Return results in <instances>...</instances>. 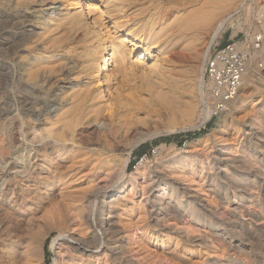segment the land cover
Returning <instances> with one entry per match:
<instances>
[{"label":"bare ground","instance_id":"obj_1","mask_svg":"<svg viewBox=\"0 0 264 264\" xmlns=\"http://www.w3.org/2000/svg\"><path fill=\"white\" fill-rule=\"evenodd\" d=\"M234 1L208 0L205 2L206 5L193 11L183 12L176 17L173 25L175 36L183 39L182 43H185V49L189 52L188 55H184L186 60L189 62L198 60L200 55L203 58L202 65L199 66L196 90L205 103L202 108L204 120L212 111L208 103L210 102L208 87L204 88L206 84L204 63L208 47L225 33L227 26H233L234 34L235 29L241 25L242 15L246 20L249 16H253L259 25L253 27L254 29H247L243 40L234 41L235 47L245 53H260L264 50V5L258 0H241L235 12L223 15ZM65 6L67 15L61 20L65 28L52 40L59 44L61 51L70 49L72 52L80 43L83 45L84 50H81L80 58H87L86 69L90 70V74L98 73L93 79L97 86H90L73 93L67 108L58 113L54 119L46 117L42 125H37L33 119L34 109L44 101L56 98L53 87L60 85L59 78L53 80L52 75L63 76L65 79L67 73L64 70V63L58 68L52 65L47 67L49 64L35 62L43 57L21 56L17 61L14 59L19 75L12 79L8 72L0 69V96L8 99V108L4 112L8 119L5 125L0 123V128L7 135L9 153L6 164L2 167L4 172L0 177V264H43L42 242L54 228L59 230V234L53 238L51 244L52 251L58 256V259L54 258V264H187L192 259L190 256L193 249L202 246L208 252L215 253L219 248L225 252L224 256L229 258L231 254L227 251L233 246L232 235L234 231L244 234L245 224H240L237 230L229 229V231L220 227L224 224L221 216L228 214V211L221 212L218 217L212 212L211 204L214 198H222V194L225 200L230 199L228 197L230 187L225 185L229 188H223V191L216 190L220 178L211 179V175L202 172L203 161H199L201 166L199 175L192 164L187 174L174 177L172 183L161 184L157 193L148 194L145 188L148 184L142 185L144 196L136 201L138 179L143 171L137 167L135 171L127 172L131 149H120L121 147L115 142L116 138L111 141L106 135L99 142L100 148H97L92 143L85 142V137L77 133L79 125H82L83 128L80 130L84 133L89 129L90 123L106 120L99 114L98 109L91 110L87 105L90 98L91 101L103 98L101 96L103 84L107 87L106 96L113 94L112 98H121V93L126 90H129L127 96L130 98L139 95V90L136 91L132 86H127L125 90L115 87L113 91V85L108 83L112 76L115 78L116 74H123L132 67L145 69L147 72L143 82L146 83L147 93L176 98L180 93L185 92L189 97L191 96L190 98H196L191 77L187 74L190 68L184 67L179 72L176 69L166 71L163 66L165 58L162 56L168 52L167 50L165 53L154 51V60L148 65L143 57L151 53L156 35L145 37L144 31L139 28L134 30V26L123 29L122 22L117 25L114 23L115 34L122 39L110 34L105 38L103 36L98 38L95 45L90 41L88 45H84L87 34L94 31L95 27L100 28L103 24V16L109 14L106 0H66ZM88 16L91 20H88ZM219 16L221 19L216 21ZM10 26L11 22L8 20L0 23V27L3 28ZM208 33L207 47L201 54L200 46ZM260 33L263 34V39L260 47L255 51L253 42ZM4 37L6 45L0 44V55L2 54L4 58L8 57L7 59L13 58L17 48L28 39L27 36L8 33ZM126 37H131L132 47L129 49L123 42L130 40ZM141 47L143 51L137 62L130 63L127 55H131ZM177 54L175 53V57L181 59V54ZM113 63L118 73L112 70ZM250 64L243 73L241 85L254 82ZM5 85H9L10 89H5ZM162 86H166L164 93L158 91ZM237 98L239 97L236 96L229 103L227 110L236 106L239 100ZM111 104L113 105V103L107 104L110 111L113 108ZM257 104H261V101L258 100L251 106L243 103L240 108H252ZM254 126L256 121L250 117L249 131L259 132L260 129ZM90 131L89 129L88 132ZM261 138V147L264 148V133H261ZM238 144L239 142L227 145L222 140L214 158L220 163L223 173L221 178L230 182L236 179L235 175L238 173L240 180L236 181L237 187L247 193L250 179L242 177L239 173L240 169L246 167V159L238 152ZM122 151L125 152L120 153ZM253 152L255 156L257 152ZM85 176L94 181L89 188H83L78 192L68 191L73 187L72 182L76 178ZM208 191L211 192L209 195ZM56 192L62 197L67 193L66 197L69 199L54 204L55 213L52 212L57 215V218H54L50 210L46 211L44 206L53 200ZM74 193L81 194L75 197L72 195ZM245 193L238 194L233 190L236 209H242L246 201L248 202L247 197L243 195ZM16 206H21L23 209L16 211L14 209ZM247 212L251 219H256L255 217L260 219L253 208L247 209ZM2 217L10 222L5 227L4 235L1 233ZM214 217L222 222L212 224L218 227L216 235L199 229V222H209ZM22 224H24L23 232L20 230ZM171 238H174L173 245ZM239 262L234 258L209 264Z\"/></svg>","mask_w":264,"mask_h":264},{"label":"rangeland","instance_id":"obj_2","mask_svg":"<svg viewBox=\"0 0 264 264\" xmlns=\"http://www.w3.org/2000/svg\"><path fill=\"white\" fill-rule=\"evenodd\" d=\"M65 1L0 0V23L5 20L11 22L9 28L0 27V44L2 43L1 45L4 46L6 41L4 36L6 33L28 37L27 42L17 48L16 55L13 58L7 59L8 57L4 58L2 54L0 55V69L3 72H8L10 79L15 78L16 75H19V72L16 71L14 59L17 61L21 56L32 57L37 55L43 58L35 61L36 63L49 64L47 67L52 65L54 68H58L64 63V70L67 73L65 79L63 76L52 75L54 77L53 80L59 78L58 84L60 85L53 87L54 93L57 96L56 98H50L44 101L34 109L35 116H33V119L37 125H42L46 121V117L54 119L58 113L67 108L71 103L70 96L73 93L79 90H85L90 86H97L93 79L98 76V73L90 74V70L86 69L88 64L86 63L87 58H80L81 50H84L83 45L80 43L77 45L75 51L72 52L70 49L61 51L59 44L54 43L52 40L65 28L61 23V20L67 15ZM207 1L106 0V7L109 14L103 16L104 25L102 24L101 26L103 29L101 27H95L94 31L89 32L87 37L84 38L87 40L84 45H88L89 41L95 45L98 38L102 36L105 38L110 34H114L115 37L122 39L121 36L115 34L116 26L114 27V23L117 25L119 22L124 23L123 29L134 26V30L136 28L143 30V36L145 37L154 34L157 37L156 42L152 45L151 53L143 57L145 62L148 65L153 62L154 51L165 53L167 50L168 52L162 56L165 58L163 66H165L166 71L176 69L179 72L184 67L190 68V72L188 71L187 74L191 77L190 81L193 84L192 89L196 92V98H190L191 96L189 97L185 92L180 93L176 98L173 96L172 98L169 96L160 97L157 93H147L145 89L146 83L143 82V77L146 75L147 70L134 69L132 67L128 68L123 74H119L115 70V63H113L112 70L114 73L115 71L118 73L115 75V78L112 76L108 81L110 85H113V91L115 87L119 90H125L127 86H132L136 88V91L139 90V95L136 98H130L127 96L129 90H126V92L121 93V98H112L114 96L113 94L106 96L108 94L107 87L103 84L101 86V96L103 98L96 101H91L90 98L87 101V105L91 110L98 109L99 114L103 115L106 120L90 123L88 127L91 131L93 130V133L91 131L88 132L89 129L83 133L80 130V128H83L81 127L82 125L77 127V133H81L82 137H85V142H90L89 144L92 143L97 148H100L99 142L106 135L111 141L113 138H116L115 142L121 147L120 149H131L126 168L127 172L135 171L137 167H140L143 171L138 179L136 201H139L144 196L142 195V185L148 184L145 186L148 194L157 193L159 188H161V184L166 182L172 183L174 177H181L183 174H187L186 172L191 170L192 164H194L193 169L199 175L200 162L203 161L204 170L202 172L211 175V179L220 178V181H218L219 186L216 190L223 191V188L230 187V193L228 195L230 199L225 200L222 194L223 199L216 197L211 204L213 208L212 212L218 217H220L221 212L228 211V214L225 213L224 216H221L222 219H220L224 224L220 227L229 231V229L237 230L240 224H245V233L238 234L237 231H234L232 235L233 246L227 251L228 254H231L229 258L224 256L225 252L219 248L215 253L208 252L202 246L199 249H193L190 256V259H192L187 264H209L214 261L233 260L234 258L240 261L235 264H264V148L261 147V133H264V50L260 53H248L249 63H251L249 68L250 70L251 67L253 69L251 73L254 82L252 84L247 83L241 85L237 94V97H239L237 99L239 100L236 106L218 114H215L211 107L212 111L210 116L204 120L202 108L205 106V103L197 93L198 90H196L199 66L202 65L203 58L200 55V59L198 60H192L190 62L186 60L184 55H188L189 52L185 49V43H182L183 39L175 36L176 33L174 32L173 25L175 18L183 12L196 10L198 7L206 5L205 2ZM240 3L241 0H235L227 7L226 13L223 15L228 12H235L237 4L239 5ZM252 6L254 5L252 4ZM241 17V25L235 29L234 34L233 26H227L224 30L225 33L213 44H225L229 41L243 40L247 29L259 25V22L253 16H249L247 20L244 16L241 15ZM219 18L221 19V16L216 21H219ZM88 20H91L89 16ZM208 37L209 33L208 35L206 34V38L200 46L201 54L204 53L207 47L206 42ZM128 38L130 40L123 42L129 49L132 46L130 44L131 37H126V39ZM142 51L143 47L138 48L131 55L128 54V61L130 63H136ZM175 53L181 54V59L175 57ZM261 54L262 56L260 57ZM205 87L206 84H204ZM5 89L9 90L10 86L5 85ZM165 90L166 86H162L158 91L164 93ZM62 96L68 98H61ZM241 100L242 102H240ZM258 100L261 101V104H257V106L247 109L240 108L243 103H248L251 106V104ZM108 103H113V105L111 104L113 107L112 111L108 110ZM208 103L210 105V102ZM7 108L8 99L5 96H0V112H2L0 123L4 125L8 119L6 114H4ZM250 117L255 119L256 126L254 127L260 129L259 132L249 131L248 122ZM6 140L7 135L0 128V177L4 172V168L2 169V167L5 166L9 156ZM222 140L227 145H234L236 142H239L237 150L246 159V167L242 170L240 169L239 173L242 177H248L250 179L247 193L237 187L236 181L240 180L238 173L235 175L236 179L230 182H226L221 178L223 176L222 169L219 166L220 163L218 160L214 158V154ZM253 151L257 152L255 156H253ZM124 152L122 151L120 153ZM93 183L94 181H91V178L87 176L76 178L72 182L73 187L68 189V191H82L83 188H89ZM225 185L229 187H225ZM4 187H7V185H4ZM127 188L129 189V185H127ZM233 190L238 194H241V192L245 193L243 195L247 197L248 202L246 201V204L249 203V206L245 204L242 209H236V203L232 195ZM209 193L211 192L208 191V195ZM66 194L62 197L56 192L53 200L44 206L46 211L50 210L54 218H57V215L54 214V204L68 200L69 197H66ZM80 194L74 193L72 195L78 197ZM250 208H253L257 212L256 216L260 219H257V217H255L256 219H251L247 215V209ZM14 209L21 211L23 208L16 206ZM2 220L1 233L4 235L5 227L10 222L5 217H2ZM221 221L215 217L209 222L201 221L199 222V229L216 235L218 227L212 224L214 222L222 223ZM20 230L23 232L24 224L20 225ZM58 234L59 230L54 228L45 236L42 242V248L44 250L43 264H54V258L58 259L55 251L53 252L51 249L52 240ZM21 237L24 238V236ZM166 239L164 240L166 241ZM171 243L172 245L174 244V238H171Z\"/></svg>","mask_w":264,"mask_h":264},{"label":"built area","instance_id":"obj_3","mask_svg":"<svg viewBox=\"0 0 264 264\" xmlns=\"http://www.w3.org/2000/svg\"><path fill=\"white\" fill-rule=\"evenodd\" d=\"M258 2L264 5V0ZM262 39L263 34L256 35L253 50L257 51ZM249 61L248 53L236 48L234 41L212 44L207 50L204 79L209 91L210 105L215 114L225 111L237 96Z\"/></svg>","mask_w":264,"mask_h":264},{"label":"trees","instance_id":"obj_4","mask_svg":"<svg viewBox=\"0 0 264 264\" xmlns=\"http://www.w3.org/2000/svg\"><path fill=\"white\" fill-rule=\"evenodd\" d=\"M166 139H168V138H166Z\"/></svg>","mask_w":264,"mask_h":264}]
</instances>
